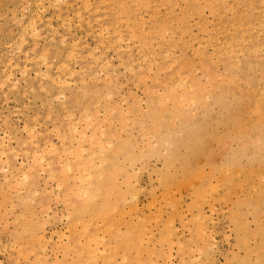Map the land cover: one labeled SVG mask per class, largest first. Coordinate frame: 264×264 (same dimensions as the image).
<instances>
[{"label": "rangeland", "instance_id": "1", "mask_svg": "<svg viewBox=\"0 0 264 264\" xmlns=\"http://www.w3.org/2000/svg\"><path fill=\"white\" fill-rule=\"evenodd\" d=\"M183 1L58 0L55 4L51 0H0V142L6 144L7 150L0 156V264H151L152 261L154 264H264V207L257 211L253 208L260 190H264V92L261 91L258 97V89L264 91V0ZM30 23L35 25L36 32L30 31ZM103 25L105 27L101 28ZM118 37L123 38V42L116 40ZM209 70L213 75L211 72L208 76ZM48 74L52 77H47ZM56 76L65 79L64 85ZM247 81L248 86L245 85ZM167 88L179 95L177 100L180 103L181 95H185L182 114L171 110L170 101L165 99ZM167 110L171 111L166 113ZM236 126L243 127L235 130ZM71 127L75 130L68 131ZM74 131L79 134L85 131L83 139H79L82 146L79 141L77 143L82 133L78 137L73 133L72 137ZM99 138L103 144L109 142L108 146L104 145L102 154L91 144L92 139ZM246 138L252 142L248 148H244ZM78 145L82 157H78V161L72 160L71 152ZM252 147L258 148L255 157ZM33 155L44 158L40 157L41 162L38 159L35 173L29 170ZM89 158L93 166L88 169L91 175L88 177L83 173V180H76L72 171L62 169L65 163L74 166L76 162ZM98 161L104 163L99 165ZM227 167L229 171H226ZM26 170L30 176L24 173ZM192 183L196 186L193 187ZM99 185L105 196L102 203L99 199L102 190H97ZM79 188L85 191L84 195L75 194ZM176 189L180 190L177 192ZM27 190H31L29 197ZM86 196L93 197L89 198V203H85ZM117 197L118 202L113 199ZM111 200L112 203L107 205ZM130 204L136 207L132 211L129 210ZM132 221L137 224H131ZM197 227L200 229H195ZM83 231L98 236L94 247L97 252L90 262H85L89 259L75 246ZM150 232L152 235L148 237ZM197 232L200 233L197 235ZM134 234L141 235L142 239L136 246L139 248L132 249L131 240L128 242L126 238ZM120 241L123 243L117 245ZM65 242L69 243L66 250L62 248ZM153 242L155 244L151 246ZM150 246L153 247L151 252Z\"/></svg>", "mask_w": 264, "mask_h": 264}, {"label": "bare ground", "instance_id": "2", "mask_svg": "<svg viewBox=\"0 0 264 264\" xmlns=\"http://www.w3.org/2000/svg\"><path fill=\"white\" fill-rule=\"evenodd\" d=\"M26 1H27V0H26ZM51 1H52V3H55V4H56V2H58V0H51ZM100 1H101V0H100ZM182 1H183V0H182ZM185 1H186V0H185ZM185 1H183V2H185ZM195 1H196V0H195ZM48 2H49V1H48ZM121 2H122V1H121ZM160 2H161V1H160ZM61 3H62V2H61ZM83 3H84V1H83ZM104 3H106V1H105ZM107 3H109V2H107ZM133 3H134V2H133ZM134 4H135V3H134ZM261 4H262V1H261ZM33 5H34V4H33ZM66 5H67V4H66ZM39 6H41V5H39ZM39 6H38V7H39ZM121 6H122V5H120V7H121ZM36 7H37V6H36ZM55 7H56V6H55ZM87 7H88V5H87ZM23 8H24V7H23ZM51 8H52V5H51ZM188 8H189V7H188ZM243 8H244V7H243ZM56 9H57V8H56ZM109 9H110V7H109ZM154 9H155V8H154ZM40 10H42V9H40ZM96 10H97V9H96ZM98 10H99V9H98ZM102 10H104V9H102ZM105 10H106V9H105ZM110 10H111V9H110ZM19 11H20V10H19ZM22 11H23V10H22ZM59 11H60V10H59ZM113 11H114V10H113ZM167 11H170V10H167ZM167 11H166V12H167ZM121 12H122V11H121ZM170 12H171V11H170ZM170 12H169V13H170ZM178 12H179V11H178ZM263 12H264V11H263ZM263 12H262V13H263ZM14 13H15V12H14ZM41 13H42V12H41ZM78 13H79V12H78ZM153 13H156V12H153ZM153 13H152V14H153ZM12 14H13V13H12ZM152 14H151V15H152ZM199 14H200V13H199ZM79 15H80V14H79ZM155 15H156V14H155ZM223 15H224V14H223ZM36 16H37V15H36ZM36 16H35V17H36ZM80 16H81V15H80ZM114 16H115V15H114ZM152 16H153V15H152ZM152 16H151V17H152ZM181 16H182V15H181ZM55 17H56V16H55ZM55 17H54V18H55ZM103 17H104V16H103ZM138 17L141 18V16H138ZM20 18H21V17H20ZM33 18H34V17H33ZM33 18H32V19H33ZM35 19H36V18H35ZM50 19H51V18H50ZM80 19H81V18H80ZM96 19H97V18H96ZM161 19H162V18H161ZM163 19H164V18H163ZM16 20H17V19H16ZM38 20H39V19H38ZM117 20H118V19H117ZM123 20H124V19H123ZM129 20H130V19H129ZM33 21H34V19H33ZM87 21H88V19L86 20V22H87ZM118 21H120V19H119ZM125 21H126V20H125ZM130 21H131V20H130ZM110 22H111V21H110ZM165 22H166V21H165ZM125 23H126V22H125ZM151 23H152V22H151ZM240 23H241V22H240ZM31 24H33V23H30V24H29V26H30V31H35V32H36V30H35V28H34L35 25L33 26V25H31ZM76 24H77V23H76ZM99 24H100V23H99ZM99 24H98V25H99ZM164 24H165V23H164ZM164 24H163V25H164ZM262 24H263V23H262ZM87 25H89V23H88ZM100 25H101V24H100ZM159 25H162V24H159ZM169 25H170V24H169ZM180 25H181V24H180ZM188 25H189V24H188ZM20 26H21V25H20ZM29 26H28V27H29ZM64 26H65V25H64ZM152 26H153V25H152ZM249 26H250V25H249ZM258 26L261 27V26H260V23H259ZM65 27H66V26H65ZM99 27H100V26H99ZM103 27H105V26L103 25L101 28H103ZM109 27H110V26H109ZM178 27H179V26H178ZM240 27H241V26H240ZM255 27H256V26H255ZM130 28L132 29V27H130ZM170 28H171V27H170ZM217 28H218V27H217ZM121 29H122V28H121ZM215 29H216V28H215ZM21 30L23 31V28H22ZM106 30H107V29H106ZM116 30H117V29H116ZM129 30H130V29H129ZM25 31H26V30H25ZM113 31H114V29H113ZM154 31H155V30H154ZM169 31H170V30H169ZM169 31H168V32H169ZM219 31H220V30H219ZM9 32H10V31H9ZM23 32H24V31H23ZM27 32H28V31H27ZM89 32H90V31H89ZM96 32H97V31H96ZM96 32H95V33H96ZM116 32H117V31H116ZM145 32H146V31H145ZM163 32L165 33V31H163ZM166 32H167V31H166ZM203 32H205V31H203ZM257 32H258V31H257ZM33 33H34V32H33ZM105 33H106V32H105ZM113 33H115V32H113ZM171 33H172V32H171ZM225 33H226V31H225ZM227 33H228V32H227ZM232 33H233V31H232ZM232 33H231V35H232ZM30 34H31V33H30ZM36 34H37V33H36ZM132 34H133V33H132ZM144 34H145V33H144ZM154 34H155V32H154ZM242 34H245V33H241V35H242ZM261 34H262V32H261ZM31 35H33V34H31ZM34 35H35V34H34ZM107 35H109V34H107ZM129 35H131V34H129ZM133 35H134V34H133ZM145 35H146V34H145ZM173 35H174V34H173ZM180 35H182V34H180ZM248 35H249V32H248ZM23 36H24V35H23ZM83 36H84V35H83ZM118 36H119V35H118ZM120 36H121V34H120ZM147 36H148V35H147ZM21 37H22V36H21ZM32 37H34V36H32ZM37 37H38V35H37ZM37 37H36V38H37ZM61 37H62V36H61ZM98 37H99V36H98ZM131 37L134 38V36H132V35H131ZM131 37H130V38H131ZM158 37H159V36H158ZM163 37H164V35H163ZM229 37H231V36H229ZM240 37H242V36H240ZM22 38H23V37H22ZM22 38H20V40H21ZM130 38H128V39H130ZM207 38H209V37H207ZM207 38H206V39H207ZM249 38H250V37H249ZM249 38H248V39H249ZM50 39H52V37H51ZM61 39H62V38H61ZM118 39H119V37H118L116 40H118ZM122 39H123V38H122ZM122 39H119V40L121 41ZM135 39H136V38H135ZM163 39H164V38H163ZM166 39H167V38H166ZM234 39H235V38H234ZM234 39H233V40H234ZM241 39H242V38H241ZM248 39H247V40H248ZM63 40H64V39H63ZM185 40H186V39H185ZM194 40H195V39H194ZM210 40H212V38H211ZM217 40H218V39H217ZM237 40H238V38H237ZM61 41H62V40H61ZM61 41H60V42H61ZM77 41H78V39H77ZM124 41H125V40H124ZM127 41H128V40H127ZM144 41L146 42V39H145ZM231 41H232V40H231ZM117 42H118V41H117ZM121 42H123V41H121ZM128 42H130V41H128ZM145 42H143V43H145ZM179 42H180V41H179ZM244 42H245V41H244ZM32 43H33V42H32ZM34 43H36V42H34ZM73 43H74V42H73ZM143 43H142V46H144ZM193 43H194V42H193ZM228 43L230 44V42H228ZM21 44H22V43H21ZM21 44H19V45H21ZM113 44H114V43H113ZM138 44H140V43L138 42ZM190 44H191V43H190ZM198 44H199V43H198ZM207 44H208V42H207ZM235 44H236V43H235ZM9 45H10V43H9ZM69 45H70V44H69ZM71 45H72V42H71ZM103 45H104V44H103ZM110 45H112V44H110ZM174 45H175V43H174ZM204 45H205V44H204ZM34 46L36 47V45H34ZM154 46H155V45H154ZM200 46H201V45H200ZM226 46H227V45H226ZM256 46H257V45H256ZM262 46H263V45H262ZM73 47H74V45H73ZM110 47H111V46H110ZM182 47H183V44H182ZM203 47H204V46H202V48H203ZM217 47H218V46H217ZM236 47H237V46H236ZM241 47H242V46H241ZM258 47H259V46H258ZM263 47H264V46H263ZM75 48H77V47H75ZM106 48H107V47H106ZM118 48H120V46H119ZM127 48H128V46H127ZM154 48H155V47H154ZM169 48H170V47H169ZM172 48H173V47H172ZM172 48H171V49H172ZM190 48H191V47H190ZM194 48H195V47H194ZM210 48H211V47H210ZM233 48L235 49V47H233ZM238 48H239V47H238ZM259 48H260V47H259ZM10 49H11V48H10ZM15 49H17V48H15ZM151 49H153V48H151ZM151 49H150V50H151ZM211 49H212V48H211ZM218 49H219V47H218ZM228 49H229V48H228ZM252 49H253V47H252ZM260 49H261V48H260ZM173 50H174V49H173ZM179 50H180V49H179ZM191 50H192V49H191ZM247 50H248V49H247ZM254 50H255V48H254ZM254 50H253V51H254ZM10 51H11V50H10ZM29 51H30V50H29ZM41 51H42V48H41ZM70 51H71V49H70ZM72 51H73V50H72ZM230 51H231V49H230ZM249 51H250V50H249ZM256 51H257V50H256ZM263 51H264V49H263ZM11 52H12V51H11ZM168 52H170V51H168ZM196 52L199 53L198 50H197ZM208 52H209V51H208ZM254 52H255V51H254ZM24 53H25V52H24ZM47 53H48V52H47ZM70 53H71V52H70ZM170 53H171V52H170ZM180 53H181V52H180ZM211 53H212V52H211ZM226 53H227V51H226ZM15 54H16V53H15ZM68 54H69V53H67V55H68ZM72 54H73V53H72ZM78 54H79V53H78ZM87 54H88V53H87ZM163 54H164V53H163ZM165 54L167 55V51H166ZM172 54H173V53H172ZM178 54H179V53H178ZM178 54H177V55H178ZM199 54H200V53H199ZM237 54H238V53H237ZM237 54H236V55H237ZM239 54H241V53H239ZM76 55H77V54H76ZM166 55H165V56H166ZM169 55H170V54H169ZM181 55H182V54H181ZM206 55H207V54H206ZM206 55H205V56H206ZM211 55H212V54H211ZM228 55H229V54H228ZM14 56H15V55H14ZM69 56H71V55H69ZM149 56H150V55H149ZM160 56H161V55H160ZM171 56H173V55H170V57H171ZM201 56H203V55H201ZM201 56H200V57H201ZM213 56H214V55H213ZM215 56H218V55H215ZM219 56H220V55H219ZM73 57H74V56H73ZM150 57H151V56H150ZM156 57H157V56H156ZM178 57H179V56H178ZM262 57H263V56H262ZM69 58H70V57H69ZM91 58H93V57H91ZM164 58H166V57H164ZM167 58H168V56H167ZM167 58H166V59H167ZM179 58H180V57H179ZM209 58H210V57H209ZM215 58H217V57H215ZM239 58H240V57H239ZM256 58H257V57H255V59H256ZM9 59H10V58H9ZM30 59H31V58H30ZM44 59H45V58H44ZM73 59H74V58H73ZM180 59H181V58H180ZM188 59H189V58H188ZM194 59H195V58H194ZM236 59H238V58H235L234 60H236ZM24 60H25V59H24ZM41 60H42V59H41ZM66 60H67V59H66ZM149 60H150V59H149ZM163 60H165V59H163ZM178 60H179V59H178ZM178 60H177V61H178ZM227 60H228V59H227ZM229 60H230V58H229ZM260 60H261V59H260ZM9 61H10V60H9ZM37 61H38V60H37ZM105 61H106V60H105ZM143 61H144V58H143ZM143 61H140V62H143ZM210 61H212V60H210ZM30 62H31V61H30ZM71 62H72V61H71ZM137 62H138V61H137ZM199 62H200V61H199ZM199 62H198V63H199ZM40 63H41V62H40ZM43 63H45V61H44ZM62 63H63V62H62ZM94 63H95V62H94ZM105 63H106V62H105ZM151 63H152V62H151ZM154 63H155V62H154ZM183 63H184V62H183ZM200 63H201V62H200ZM211 63H212V62H211ZM213 63H214V62H213ZM63 64H64V63H63ZM107 64H108V63H107ZM149 64H150V63H149ZM173 64H174V63H173ZM201 64H202V63H201ZM215 64H216V61H215ZM215 64H213V65H215ZM255 64H256V63H255ZM15 65H16V64H15ZM40 65H41V64H40ZM150 65H152V64H150ZM184 65H185V64H184ZM184 65L182 64L183 67H184ZM234 65H235V63H234ZM33 66H34V64H33ZM44 66H46V64H45ZM51 66H52V65H51ZM66 66H67V65H66ZM148 66H149V65H148ZM158 66H159V65H158ZM170 66H171V63H170ZM180 66H181V65H180ZM187 66H188V65H187ZM235 66H236V65H235ZM235 66H234V67H235ZM254 66H255V65H254ZM38 67H40V66H38ZM60 67H61V66H60ZM67 67H68V66H67ZM150 67H151V66H149L148 68H150ZM248 67H250V64H249ZM45 68H46V67H45ZM57 68H58V67H57ZM99 68H100V67H99ZM99 68L97 67V69H99ZM101 68H103V67H101ZM113 68H114V67H113ZM129 68L131 69V67H129ZM148 68H147V69H148ZM184 68H186V67H184ZM184 68H183V69H184ZM235 68H236V67H235ZM254 68H255V67H254ZM10 69H11V68H10ZM25 69H26V68H25ZM64 69H65V68H64ZM164 69H165V68H164ZM164 69H160V71H161V70H164ZM166 69H167V68H166ZM186 69H187V68H186ZM228 69H229V67H228ZM103 70H104V69H103ZM150 70H151V69H150ZM181 70H182V69H181ZM205 70H207V68H205ZM230 70H231V69H230ZM39 71H40V70H39ZM68 71H69V70H68ZM99 71H100V70H99ZM137 71H138V70H137ZM178 71H180V70H178ZM178 71H177V72H178ZM42 72H43V71H42ZM45 72H46V71H45ZM60 72H61V71H60ZM74 72H75V71H73V73H74ZM128 72H129V71H128ZM158 72H159V71H158ZM195 72H196V71H195ZM209 72H210V70H209ZM211 72H212V71H211ZM211 72L208 73V76H209V74H211ZM262 72H263V71H262ZM262 72H261V73H262ZM19 73H20V72H19ZM36 73H37V72H36ZM40 73H41V72H40ZM69 73H70V72H69ZM71 73H72V71H71ZM93 73H95V72H93ZM96 73H97V72H96ZM113 73H114V72H113ZM175 73H176V72H175ZM175 73H174V74H175ZM225 73H226V72H225ZM45 74H46V73H45ZM56 74H57V73H56ZM61 74H62V73H61ZM91 74H92V73H91ZM192 74H193V72H192ZM8 75H9V74H8ZM38 75H39V73H38ZM85 75H87V74H85ZM92 75H94V74H92ZM104 75H105V74H104ZM148 75H149V74H148ZM158 75H159V74H158ZM175 75H176V74H175ZM179 75H180V74H179ZM179 75H178V76H179ZM187 75H188V74H187ZM212 75H213V72H212ZM235 75H236V74H235ZM261 75H262V74H261ZM9 76H10V75H9ZM11 76H12V75H11ZM19 76H20V75H19ZM48 76H49V74L47 75V77H48ZM57 76H58V74H57ZM57 76H56V79L58 78ZM65 76H66V75H65ZM78 76H79V75H78ZM106 76H107V74H106ZM109 76H110V75H109ZM162 76H163V75H162ZM181 76H182V75H181ZM262 76H263V75H262ZM262 76H261L260 78H258L259 81H260V79L262 78ZM5 77H6V76H5ZM7 77H8V76H7ZM49 77H52V76H49ZM93 77H96V76L94 75ZM145 77H146V76H145ZM172 77H173V76H172ZM185 77H186V75H185ZM188 77H189V76H188ZM231 77H232V76H231ZM249 77H250V76H249ZM89 78H90V77H89ZM107 78H108V77H107ZM142 78H143V77H142ZM186 78H187V77H186ZM191 78H192V77H191ZM218 78H219V77H218ZM222 78H223V77H222ZM222 78H220V79H221V83H222ZM225 78H226V77H225ZM225 78H224V79H225ZM235 78L237 79V76H236ZM3 79H4V78H3ZM49 79H50V78H49ZM97 79H99V78L97 77ZM104 79H105V78H104ZM109 79H110V78H109ZM143 79H144V78H143ZM148 79H149V77H148ZM170 79H171V78H170ZM170 79H168V81H169ZM182 79H183V78H182ZM192 79H194V78H192ZM204 79H208V78L204 77ZM214 79H217V78H214ZM66 80H67V79H66ZM183 80H184V79H183ZM226 80L228 81V77L226 78ZM231 80H232V78H231ZM231 80H230V82H231ZM233 80H234V79H233ZM239 80H240V79H239ZM261 80H262V79H261ZM51 81H52V80H51ZM53 81H54V80H53ZM57 81L62 85V84L64 83L65 79H61V78H59V79H57ZM57 81H56V82H57ZM96 81H97V80H96ZM100 81H101V80H100ZM102 81H103V80H102ZM149 81H150V80H149ZM154 81H156V83H157V82H158V79H156V80L154 79ZM186 81H187V79H186ZM194 81L196 82L197 80L194 79ZM219 81H220V80H218V81H216V82L218 83ZM240 81L242 82L243 80H240ZM259 81H258V82H259ZM9 82H10V81H9ZM78 82H79V81H78ZM103 82H104V81H103ZM107 82H108V81H107ZM195 82H194V83H195ZM224 82H225V81H224ZM244 82H246V81H244ZM51 83H52V82H51ZM68 83H69V82H68ZM225 83H226V82H225ZM107 84H108V83H107ZM191 84H192V83H191ZM232 84H233V83H232ZM243 84H244V83H243ZM57 85H58V84H57ZM63 85H64V84H63ZM136 85H137V84H136ZM170 85H171V84H170ZM194 85H195V84H194ZM202 85H204V84H202ZM202 85H201V86H202ZM228 85H230V84L228 83ZM245 85H247V86L249 85V84H248V81H247V84H245ZM2 86H3V85H2ZM39 86H40V85H39ZM205 86H206V85H205ZM247 86H245V87H247ZM14 87H15V86H14ZM168 87H169V86H168ZM173 87H174V85H173ZM179 87H180V86H179ZM184 87H185V86H184ZM196 87H197V85H196ZM237 87H238V86H237ZM237 87H236V88H237ZM11 88H12V87H11ZM171 88H172V87H171ZM176 88H177V86H176ZM181 88H183V87H181ZM185 88H186V87H185ZM189 88H190V87H189ZM199 88H200V87H199ZM201 88H202V87H201ZM207 88H208V87H207ZM216 88H217V86H216ZM227 88H228V87H227ZM238 88H239V87H238ZM238 88H237V89H238ZM255 88H257V87H255ZM0 89H1V88H0ZM39 89H40V88H39ZM41 89H42V88H41ZM41 89H40V90H41ZM167 89H168V91H167V96H166V92L164 91V92H165V96H166V98H165V97H164V98L170 101L169 103H171V110L175 111V114H176V113L182 114L181 111H183V110H182V107H181V106L183 105V103L186 102L185 95H184V97H182V95H181L180 99H182V103H180V102L177 100L179 95L176 96L175 94H173V90H170L169 88H167ZM177 89H178V88H177ZM202 89H203V88H202ZM29 90H30V89H29ZM59 90H60V89H59ZM77 90H78V89H77ZM93 90H94V89H93ZM174 90H175V89H174ZM189 90H190V89H189ZM191 90H194V88H193V89L191 88ZM205 90H206V88H205ZM239 90H241V89H239ZM246 90H247V89H246ZM246 90H245V91H246ZM248 90H249V89H248ZM147 91H148V90H147ZM154 91L156 92L157 90H154ZM154 91H153V92H154ZM160 91H161V90H160ZM183 91H185V90H183ZM186 91H187V90H186ZM186 91H185V92H186ZM210 91H211V90H210ZM217 91H218V89H217ZM251 91H252V88H251ZM251 91H249V92H251ZM261 91L264 92L262 89H258V97H259V93H261ZM155 92H154V93H155ZM177 92H178V91H177ZM187 92H188V91H187ZM239 92H240V91H239ZM255 92H256V91H255ZM44 93H45V92H44ZM157 93H158V92H157ZM159 93H160V92H159ZM178 93H179V92H178ZM178 93H177V94H178ZM180 93H181V91H180ZM204 93H205V92H204ZM219 93H220V92H219ZM240 93H242V92H240ZM253 94H255V93H253ZM61 95H62V94H61ZM109 95H110V94H109ZM221 95H223V94H221ZM22 96H23V95H22ZM62 96H63V95H62ZM106 96H107V95H106ZM106 96H105V97H106ZM162 96H164V95H162ZM195 96H196V95H195ZM197 96H199V94H198ZM205 96H206V95H205ZM263 96H264V95H262V97H263ZM56 97H57V96H56ZM54 98H55V97H54ZM124 98H125V97H124ZM124 98H123V99H124ZM164 98H163V100H164ZM248 98H249V97H247V99H248ZM57 99H58V98H57ZM75 99H76V98H75ZM121 99H122V98H121ZM256 99H257V98H256ZM258 99H259V98H258ZM45 100H46V99H45ZM76 100H77V99H76ZM161 101H162V98H161ZM194 101H195V100H194ZM194 101H193V102H194ZM259 101H260V100H259ZM76 102H77V101H76ZM122 102H123V101H122ZM163 102H164V101H163ZM166 102H167V101H166ZM195 102H196V101H195ZM220 102H221V101H220ZM241 103H243V102H241ZM241 103H240V104H241ZM42 104H43V103H42ZM202 104H203V103H202ZM202 104H201V106H202ZM215 104H217V103H215ZM255 104H256V103H255ZM263 104H264V103H263ZM95 105H96V104H95ZM224 105H225V104H224ZM118 106H119V105H118ZM183 106H184V105H183ZM234 106H235V105H234ZM94 107H95V106H94ZM232 107H233V106H232ZM238 107H239V106H238ZM47 108H48V107H47ZM85 108H86V107H85ZM103 108H104V107H103ZM128 108H129V107H128ZM245 108H246V107H245ZM105 109H106V107H105ZM113 110H114V108H113ZM126 110H127V109H126ZM157 110H158V109H157ZM171 110H167L166 113H169ZM246 110H248V108H246ZM253 110H254V109H252V112H253ZM48 111H49V110H48ZM63 111H64V110H63ZM68 112H69V111H68ZM110 112H111V110H110ZM235 112H236V111H235ZM237 112H238V111H237ZM243 112H244V111H243ZM85 113H86V111H85ZM94 113L96 114V112H93V114H94ZM125 113H126V112H125ZM47 114H48V113H47ZM83 114H84V112H83ZM93 114H91V115H93ZM121 114H123V113L121 112ZM175 114H174L173 116H175ZM247 114H248V113H247ZM256 114H258V112H257ZM68 115H69V114H68ZM91 115H90V116H91ZM125 115H126V114H125ZM185 115H187V113H186ZM185 115H184V116H185ZM236 115H237V114H236ZM248 115H249V114H248ZM250 115H251V114H250ZM47 116H48V115H47ZM184 116H182V117H184ZM193 116H194V115H193ZM239 116H240V115H239ZM242 116H243V113H242ZM190 117H191V116H190ZM240 117H241V116H240ZM250 117H251V116H250ZM250 117H249V118H250ZM45 118H46V117H45ZM48 118H49V117H48ZM67 118H68V117H67ZM121 118H123V117H121ZM141 118H142V117H141ZM173 118H174V117H173ZM233 118H234V117H233ZM257 118H259V117H257ZM257 118H256V119H257ZM79 119H80V118H79ZM86 119H87V117H86ZM90 119H91V118H90ZM158 119H159V117H158ZM158 119H157V120H158ZM160 119H162V118L160 117ZM175 119H176V117H175ZM184 119H185V118H184ZM84 120H85V119H84ZM88 120H89V119H88ZM104 120H105V118H104ZM162 120H163V119H162ZM246 120L248 121L249 119H246ZM259 120H262V119L259 118ZM79 121H80V120H79ZM82 121H83V120H82ZM122 121H123V119H122ZM125 121H128V120H125ZM125 121H124V122H125ZM158 121H159V120H158ZM177 121H178V120H177ZM185 121H186V120H185ZM75 122H76V121H75ZM93 122H94V120H93ZM111 122H112V121H111ZM173 122H174V121H172V123H173ZM245 122H246V121H244L243 123H245ZM248 122H249V121H248ZM251 122H254V121H251ZM261 122H262V121H261ZM72 123H73V122H72ZM122 123H123V122H122ZM243 123H242V124H243ZM246 124H247V123H246ZM39 125H40V124H39ZM67 125H68V123H67ZM73 125H74V123H73ZM73 125H71V126H73ZM75 125H76V124H75ZM75 125L73 126V128H75ZM184 125H185V124H184ZM227 125H229V123H228ZM239 125H241V124H239ZM239 125H238V126H239ZM261 125H262V124H260L259 126H261ZM156 126H158V124H157ZM188 126H189V125H188ZM238 126H236V128H234V129H235V130H237V129L239 130V128H242V127H243V126H242V127H238ZM170 127H171V126H170ZM196 127H197V126H196ZM223 127H224V126H223ZM227 127H228V126H227ZM237 127H238V128H237ZM27 128H28V127H27ZM73 128L71 127V129H69L68 131H70V130L73 131V130L76 129V128H75V129H73ZM83 129H84V128H83ZM98 129H99V128H98ZM100 129H101V128H100ZM195 129H196V128H195ZM234 129H233V131H234ZM248 129H249V128H248ZM257 129H259V127H258ZM24 130H27V129H24ZM241 130H243V129H241ZM250 130H251V127H250ZM54 131H55V130H54ZM76 131H78V130H76ZM168 131H170V129H169ZM175 131H176V129H175ZM181 131H182V130H181ZM181 131H180V132H181ZM243 131L245 132V130H243ZM256 131H258V130H256ZM55 132H56V131H55ZM84 132H85V131H81L80 134L77 133V132H75V131L72 132V137L74 136L73 133L78 134L77 137L80 136L81 133H82V136L78 137V139H77V143H78L79 139H83L82 137H83V135H85ZM140 132H141V131H140ZM156 132H157V131H156ZM180 132H179V133H180ZM207 132H208V131H207ZM237 132H238V131H237ZM250 132H251V131H250ZM29 133H30V132H29ZM35 133H36V132H35ZM248 133H249V132H248ZM259 133H260V132H259ZM54 134H55V133H54ZM119 134H120V133H119ZM177 134H178V133H177ZM180 134H181V133H180ZM263 134H264V133H263ZM32 135H34V133H33ZM57 135H58V134H57ZM57 135H56V136H57ZM101 135H103V134L101 133ZM232 135H233V134H232ZM246 135H247V133H246ZM246 135H245V137H246ZM6 136H7V135H6ZM28 136H29V135H28ZM91 136H92V135H91ZM103 136H104V135H103ZM145 136H146V133H145ZM118 137H119V136H118ZM148 137H149V136H148ZM168 137H169V136H168ZM257 137H258V136H257ZM31 138H32V137H31ZM63 139H64V138H63ZM120 139H121V138H120ZM122 139H123V138H122ZM237 139H239V138H237ZM256 139H257V138H256ZM256 139H255V140H256ZM167 140H168V139H167ZM239 140H240V139H239ZM239 140H237V141H239ZM44 141H45V140H44ZM92 141H93V139L91 140V144H94V145L96 146V149H97V151H98L99 154H102L103 151L105 150V146H104V145H106V146L109 145V142H105V144H103L104 142L102 143V141H101L100 138H99L98 140L93 141V143H92ZM146 141H147V139H146ZM183 141H184V140H183ZM240 141H241V140H240ZM240 141H239V142H240ZM259 141H260V139L258 138V143H259ZM61 142H63V141H61ZM85 142H86V141H85ZM87 142H88V141H87ZM112 142H113V141H112ZM147 142H148V141H147ZM171 142H172V141H171ZM171 142H170V143H171ZM191 142H192V141H191ZM209 142H210V141H209ZM225 142H226V141H225ZM31 143H32V142H31ZM79 143H80V141H79ZM81 143H82V142H81ZM81 143H80L79 145L82 146L83 144H81ZM83 143H84V141H83ZM164 143H166V145H167L168 142H166V140H165ZM251 143H252V142L249 143V139L246 138V142L244 143V144H245V145H244V148H248L249 146H252ZM253 143L256 144V142H253ZM260 143H261V142H260ZM50 144H52V143H50ZM70 144H71V143H70ZM112 144H113V143H112ZM220 144H221V143H220ZM223 144H224V143H223ZM5 145H6V144H5ZM5 145H3V142H0V156H1L2 153L5 154V153L7 152V150H6V148H5ZM31 145H32V144H31ZM45 145H46V144H45ZM79 145H78V146H79ZM162 145H163V143H162ZM171 145H172V143L169 144V146H171ZM262 145H263V144H262ZM78 146H77V147H78ZM111 146H112V145H111ZM240 146H242V144H240ZM6 147H7V146H6ZM44 147H45V146H44ZM47 147H48V146H47ZM54 147H55V146H54ZM77 147H75L76 149H74V151L71 152V155L74 156V157H72V158H73L72 160L76 159V160L78 161L77 158L80 157V155H81V154L79 153V152H80L79 149H81V147H80V146H79L78 148H77ZM261 147H262V146H261ZM41 148H42V147H41ZM49 148H51V146H49ZM52 148H53V147H52ZM252 148H253V147H252ZM42 149H43V148H42ZM53 149H54V148H53ZM77 149H78V150H77ZM120 149H121V148H120ZM166 149H167V148H166ZM46 150H47V149H46ZM54 150H55V149H54ZM108 150H109V149H108ZM253 150H255V152H254V153H255V154H254V157H255V155L258 154V148H253ZM253 150H252V151H253ZM262 150H263V153H264V149H263V148H262ZM49 151L51 152V149H49ZM52 151H53V150H52ZM63 151H64V150H63ZM68 151H69V150H68ZM76 151H78V152H76ZM83 151H84V150H83ZM110 151H111V150H110ZM112 151H114V150H112ZM170 151H172V150H170ZM173 151H174V150H173ZM175 151H176V150H175ZM175 151H174V152H175ZM41 152H42V151H41ZM45 152H46V151H45ZM57 152H58V151H57ZM116 152H117V151H116ZM139 152H140V150H139ZM261 152H262V151H261ZM62 153H63V152H62ZM64 153H65V152H64ZM158 153H159V152H158ZM34 154H35V153H34ZM42 154H43V153H42ZM52 154H54V153H52ZM68 154H69V156H70V153H68ZM113 154H114V153H113ZM160 154H161V153H160ZM160 154H159V156H160ZM173 154H174V153H173ZM2 155H3V154H2ZM46 155H47V153H46ZM66 155H67V154H66ZM66 155H65V157H66ZM91 155H92V154H91ZM94 155H95V154H94ZM39 156H40L41 158H43L42 155H39ZM57 156H59V155H57ZM161 156H162V155H161ZM180 156L182 157V155H180ZM260 156H261V155H260ZM263 156H264V155H263ZM2 157H3V156H2ZM37 157H38V156H37ZM37 157H36V156L34 157V155L32 156V160H31V161H32V164H31L29 170L32 171L33 173L36 172L35 169H36V167L39 166V165H38V163H39V160H38V159H39L40 157H39V158H37ZM59 157H60V156H59ZM81 157H82V156H81ZM81 157H80V158H81ZM167 157H169V156H167ZM178 157H179V155H178ZM41 158H40V162L42 161ZM89 159H90V158H89ZM137 159H139V158H137ZM165 159H166V158H165ZM252 159H253V158H251V160H252ZM256 159H257V158H256ZM261 159H263V157H261ZM43 160H44V158H43ZM70 160H71V159H70ZM72 160H71V161H72ZM84 160H88V159H84ZM103 160H104V159H103ZM105 160H106V159H105ZM167 160H168V159H167ZM258 160H260V159H258ZM5 161H7V160L5 159ZM5 161H4V162H5ZM106 161H107V160H106ZM164 161H165V160H164ZM169 161H170V160H169ZM177 161H178V160H177ZM252 161H253V160H252ZM252 161H251V162H252ZM98 162H100V161H98ZM165 162H166V161H165ZM260 162H261V160H260ZM5 163H6V165H8L7 162H5ZM5 163H4V165H5ZM93 163H94V162H93ZM102 163H104V161L100 162L99 165H101ZM105 163H107V162H105ZM118 163H119V162H118ZM166 163H167V162H166ZM262 163H264V162H262ZM91 164H92L91 159L88 160V161H82V160H81V162H76L74 166H71L70 163H65V164L62 166V169H63V171H68V172H69V171H70V172L72 171V177L77 176L75 179L78 180V181H80V180H83V179L81 178L82 175H83V173H85L84 176H88V177H90L91 174H90V172H89L88 169H90V167L92 166ZM230 164H231V163H230ZM6 165H5V166H6ZM45 165H46V167L49 166V164H45ZM60 165H61V164H60ZM93 165H94V164H93ZM170 165H171V164H170ZM226 165H228V164L226 163ZM231 165H232V164H231ZM231 165H230V166H231ZM260 165H261V164H260ZM117 166H118V165H117ZM141 166H142V165H141ZM166 166H167V165H166ZM166 166H164V167H166ZM171 166H172V165H171ZM230 166H229V167H230ZM63 167H64V168H63ZM92 167H93V166H92ZM114 167H115V166H114ZM167 167H168V169H169V166H167ZM167 167H166V168H167ZM257 167H258V165H257ZM257 167H256V168H257ZM262 167H263V165H262ZM99 168H100V167H99ZM227 168H228V167H227ZM40 169H42V167H40ZM113 169H114V168H113ZM118 169H120V167H119ZM215 169H216V168H215ZM225 169H226V168H225ZM115 170H117V169H115ZM163 170H164V169H163ZM166 170H167V169H165L164 171H166ZM222 170H223V169H222ZM251 170H252V169H251ZM251 170H250V171H251ZM26 171H27V172H26ZM26 171H25L24 173H28V170H26ZM30 171H29V172H30ZM117 171H118V170H117ZM164 171H163V172H164ZM226 171H229V168H228V170H226ZM226 171H224V172L226 173ZM235 171H236V170H235ZM42 172H43V171H42ZM102 172H103V171H102ZM237 172H238V171H237ZM251 172H253V171H251ZM49 173H51V171H49ZM104 173H105V172H104ZM166 173H169V172L166 171ZM235 173H236V172H235ZM51 174H52V173H51ZM100 174H101V173H100ZM100 174H99V175H100ZM164 174H165V173H164ZM202 174H203V173H202ZM202 174H201V175L198 174L199 177L202 176ZM248 174H250V173H248ZM252 174H253V173H252ZM262 174H263V173H262ZM10 175H11V174H10ZM99 175H98V176H99ZM101 175H102V174H101ZM128 175H129V174H128ZM135 175H136V174H135ZM160 175H161V173H160ZM166 175H167V174H166ZM198 175L196 174V176H198ZM204 175L207 176V174H205V173H204ZM258 175H259V174H258ZM21 176H23V173H22ZM21 176H20V177H21ZM28 176H30L29 173H28ZM110 176H111V175H110ZM194 176H195V175H194ZM196 176H195V177H196ZM246 176H247V175H246ZM246 176H245V177H246ZM8 177H9V176H8ZM88 177H86V178H88ZM203 177H204V176H203ZM17 178H18V177H17ZM17 178H16V179H17ZM28 178H29V177H28ZM84 178H85V177H84ZM92 178H93V177H92ZM130 178H131V177H130ZM190 178H191V177H190ZM205 178H206V177H205ZM18 179H19V178H18ZM22 179H23V178H22ZM62 179H65V180L67 181L66 177L63 178V176H62ZM127 179H129V177H128ZM240 179H241V178H240ZM246 179H247V177H246ZM13 180H14V179H13ZM20 180H21V179H20ZM23 180H26L25 177H24ZM90 180H91V179H90ZM132 180H133V179H132ZM188 180H189V179H188ZM195 180H196V179H195ZM223 180H224V179H223ZM100 181H101V180H100ZM173 181H174V179H173ZM173 181H172V182H173ZM185 181H186V180H185ZM246 181H248V180H246ZM246 181H244V182H246ZM263 181H264V180H263ZM172 182H171V183H172ZM193 182H194V180H193ZM221 182H222V181H220V183H221ZM254 182H255V181H254ZM5 183H6V182H5ZM19 183H20V182H19ZM128 183H129V182H128ZM188 183H189V182H188ZM194 183H196V182H194ZM197 183H198V181H197ZM215 183H216V182H215ZM220 183H219V184H220ZM16 184H17V183H16ZM25 184H26V183H25ZM116 184H119V183H116ZM174 184H175V183H174ZM192 184H193V183H192ZM210 184H211V183H210ZM236 184L238 185V182H236ZM252 184H253V182H252ZM255 184H256V183H255ZM255 184H254V185H255ZM57 185H58V184H57ZM126 185H127V184H126ZM131 185H133V184H131ZM184 185H185V184H184ZM184 185H183V186H184ZM190 185H191V184L189 183V186H190ZM193 185H194V184H193ZM237 185H236V186H237ZM254 185H253V186H254ZM18 186H19V185H18ZM185 186H186V185H185ZM189 186H187L188 189H189ZM195 186H196V184H195L193 187H195ZM210 186H212V185H210ZM210 186H209V187H210ZM216 186H217V185H216ZM238 186H239V185H238ZM253 186H252V187H253ZM60 187H61V186H60ZM118 187H119V186H118ZM128 187H130V185H129ZM166 187H167V186H166ZM168 187H170V185H169ZM172 187H173V185H172ZM175 187H176V185H175ZM179 187H180V186H179ZM187 187H186V188H187ZM113 188H114V187H113ZM116 188H117V187H116ZM116 188H115V189H116ZM164 188H165V187H164ZM177 188H178V187H177ZM207 188H208V187H207ZM253 188H254V187H253ZM253 188H251V189H253ZM110 189H112V187H111ZM120 189H121V188H120ZM125 189H128V188L126 187ZM240 189H242V188H240ZM254 189H255V188H254ZM97 190H98V191H101V190H102L101 185H99V187H98ZM123 190H124V189H123ZM129 190H131V188L128 189V191H129ZM176 190H177V189H176ZM179 190H180V189H179ZM179 190H177V192H178ZM185 190H186V189H184V191H185ZM210 190H211V189H210ZM226 190H228V189H226ZM259 190H260V189H259ZM27 191H29V190H27ZM30 191H31V190H30ZM30 191H29V193L27 194V197H29V195H30V193H31ZM69 191H70V190H69ZM94 191H95V190H94ZM94 191H93V192H94ZM137 191H138V190H137ZM204 191H205V189H204ZM207 191H208V190H207ZM214 191H215V190H214ZM47 192H48V191H47ZM67 192H68V191H67ZM75 192H76L75 194H77L78 196H82V195H84V192H85V191L82 192V191L80 190V188H79V189H77ZM93 192H92V193H93ZM120 192H121V191H120ZM122 192H123V191H122ZM135 192H136V191H135ZM225 192L227 193V191H225ZM233 192H234V191H233ZM252 192H253V191H252ZM36 193H37V192H36ZM128 193H130V192H128ZM203 193H205V192H203ZM207 193H208V192H207ZM34 194H35V192H34ZM110 194H111V193H110ZM110 194H109V195H110ZM125 194H127V193H125ZM132 194H134V192H132ZM164 194H165V193H164ZM164 194H163V195H164ZM3 195H4V194H3ZM90 195H91V193H90ZM99 195H100V196H99L100 202L102 203V202L104 201V198H105V196L103 195V190H102V193L100 192ZM135 195H136V194H135ZM135 195H134V197H135ZM203 195H204V194H203ZM206 195H207V194H206ZM92 196H93V195H92ZM94 196L96 197L97 194L94 195ZM118 196H120V194H119ZM121 196L124 197V195H121ZM164 196H167V195H164ZM196 196H198V195H196ZM65 197H66V196H65ZM67 197H68V194H67ZM67 197H66V198H67ZM90 197H91V196H90ZM90 197H89V198H90ZM123 197H121V198H123ZM130 197H133V196L131 195ZM130 197H129V198H130ZM193 197H194V196H193ZM199 197H203V196L200 195ZM249 197H251V196H249ZM2 198H3V197H2ZM89 198H88V196L85 197V199H86V200H85V203L88 202ZM91 198H93V197H91ZM91 198H90V199H91ZM118 198H119V197H117V198H113V199H115V201L118 202V201H117ZM161 198H162V197H161ZM236 198H237V197H236ZM252 198H253V197H252ZM178 199H179V198H178ZM191 199H192V198H191ZM199 199H200V198H199ZM209 199H210V198H209ZM211 199H212V198H211ZM1 200L4 202L3 199H1ZM121 200H123V199H121ZM130 200H131V199H130ZM133 200H134V199H133ZM164 200H165V199H164ZM167 200H168V199H167ZM212 200H213V199H212ZM238 200H239V199H238ZM240 200H241V199H240ZM83 201H84V200H83ZM90 201H91V200H90ZM109 201H110V199H109ZM125 201H126V200H125ZM177 201H179V200H177ZM236 201H237V200H236ZM241 201H243V200H241ZM67 202H68V201H67ZM151 202H152V201H151ZM156 202H157V201H155V203H156ZM166 202H167V201H166ZM170 202H171V198H170ZM195 202H196V201H195ZM224 202H225V201H224ZM244 202H245V201H244ZM4 203H5V202H4ZM88 203H89V202H88ZM107 203H108V202H107ZM111 203H112V200H111V202H109L107 205H109V204H111ZM133 203H134V202H133ZM155 203H154V204H155ZM197 203H198V202H197ZM229 203H230V202H229ZM2 204H3V203H2ZM128 204H129V203H128ZM194 204L196 205V203H194ZM246 204H247V203H246ZM87 205H88V204H87ZM107 205H106V206H107ZM126 205H127V204H126ZM130 205H131V204H130ZM134 205H136V204H134ZM141 205H142V204H141ZM164 205H165V203H164ZM167 205H169V204H167ZM171 205H172V204H171ZM195 205H194V206H195ZM224 205H225V204H224ZM230 205H231V204H230ZM9 206H10V205H9ZM73 206H74V205H73ZM103 206H104V205H103ZM136 206H137V205H136ZM173 206H174V205H173ZM173 206H172V207H173ZM211 206H212V205H211ZM108 207H109V206H108ZM114 207H115V206H114ZM134 207H135V206H132V205L129 206V210H130V208H131V211H132V209H135V208H136V207H135V208H134ZM158 207H159V206H158ZM259 207H264V190H263V191L260 190V196H259V199L257 198V199L255 200V205L253 206V208H254L256 211H257V209H258ZM1 208H2V207H1ZM43 208H45V207H43ZM84 208H85V207H84ZM86 208H88V206H86ZM103 208H105V206H104ZM213 208H214V207H213ZM91 209H92V208H91ZM91 209H90V210H91ZM156 209H157V208H156ZM170 209H171V206H170ZM170 209H169V210H170ZM211 209H212V208H211ZM45 210H46V209H45ZM111 210H112V209H111ZM113 210H114V209H113ZM113 210H112V211H113ZM122 210H123V209H122ZM127 210H128V209H127ZM158 210H159V209H158ZM178 210H179V209H178ZM178 210H177V211H178ZM31 211H32V210H31ZM76 211H77V210H76ZM108 211H109V210H108ZM131 211H130V212H131ZM177 211L175 210V212H177ZM29 212H30V211H29ZM121 212H122V211H121ZM130 212H129V213H130ZM169 212H170V211H169ZM201 212H202V211H201ZM101 213H103V212H100V214H101ZM106 213H107V212H106ZM119 213H120V212H119ZM124 213H125V212H124ZM172 213H173V212H171V214H172ZM263 213H264V212H263ZM97 214H98V213H97ZM97 214H95V217H96ZM155 214H156V213H155ZM232 214H233V213H232ZM45 215H46V214H45ZM105 215H106V214H105ZM197 215H198V214H197ZM199 215H200V214H199ZM262 215H264V214H262ZM21 216H22V215H21ZM30 216H31L32 218H34V219H37L36 215H34L33 213H30ZM46 216H47V215H46ZM66 216H67V215H66ZM66 216H65V217H66ZM68 216H69V215H68ZM97 216H98V215H97ZM107 216H108V215H107ZM107 216H106V217H107ZM120 216H122V214H121ZM131 216H132V215H131ZM136 216H137V215H136ZM168 216H169V215H168ZM168 216H167V217H168ZM175 216H176V215H175ZM236 216H237V215H236ZM22 217H23V216H22ZM127 217H128V216H127ZM129 217H130V216H129ZM133 217H134V216H133ZM148 217H149V216H148ZM238 217H239V215H238ZM63 218H64V216H63ZM90 218H92V217H90ZM117 218H118V216H117ZM119 218H120V217H119ZM174 218H175V217H174ZM174 218H173V220H174ZM82 219H84V218H82ZM102 219H103V218H102ZM115 219H116V218H115ZM120 219H121V218H120ZM120 219H119V220H120ZM137 219H138V218H137ZM137 219H136V220H137ZM143 219H144V218H143ZM143 219H141V220H143ZM152 219H153V217H152ZM155 219H156V218H155ZM155 219H154V220H155ZM157 219H158V218H157ZM103 220H104V219H103ZM117 220H118V219H117ZM117 220H116V221H117ZM119 220H118V221H119ZM141 220H140V221H141ZM158 220H159V219H158ZM90 221H92V220H90ZM104 221H105V220H104ZM110 221H111V220H110ZM116 221H115V222H116ZM169 221H170V220H169ZM199 221H201V220H199ZM202 221H203V220H202ZM14 222H15V221H14ZM78 222H79V221H78ZM164 222H165V221H164ZM166 222H167V221H166ZM244 222H245V221H244ZM29 223H30V222H29ZM29 223H28V224H29ZM74 223H75V222H74ZM88 223H90V222H88ZM99 223H100V222H99ZM108 223H109V222H108ZM116 223H117V222H116ZM118 223H119V222H118ZM120 223H121V226H122L123 223H122V222H120ZM169 223H170V222H169ZM169 223H168V224H169ZM172 223H173V222H171V224H172ZM46 224H47V223H46ZM78 224H79V223H78ZM100 224H101V223H100ZM129 224H130V223H129ZM131 224H134L133 221H132ZM131 224H130V225H131ZM135 224H137V222H136ZM135 224H134V225H135ZM164 224H165V223H164ZM17 225H18V224H17ZM25 225H26V223H25ZM41 225H42V224H41ZM72 225H73V224H72ZM96 225H97V224H96ZM96 225H95V226H96ZM108 225H109V224H108ZM110 225H111V224H110ZM110 225H109L108 227H110ZM166 225H167V223H166ZM166 225H165V226H166ZM169 225H170V224H169ZM27 226H28V225H27ZM66 226H68V224H67ZM123 226H124V225H123ZM143 226H144V225H143ZM25 227H26V226H25ZM25 227H24V228H25ZM80 227H81V226H80ZM84 227H85V226H84ZM84 227H83L82 229H84ZM108 227L106 226V229H107ZM111 227H113V226H111ZM111 227H110V228H111ZM118 227H120V226H118ZM129 227L131 228V226H129ZM133 227H134V226H133ZM140 227H141V226H140ZM199 227H200V226H199ZM199 227H197V228H195V229L199 230V229H200ZM67 228L69 229V227H67ZM144 228H145V227H144ZM198 228H199V229H198ZM260 228H261V227H260ZM260 228H259V229H260ZM74 229H77V228H74ZM97 229H98V228H97ZM102 229H103V228H102ZM160 229H162V228H160ZM163 229H164V227H163ZM165 229H166V227H165ZM175 229H176V228H175ZM64 230H65V229H64ZM66 230H67V229H66ZM66 230H65V231H66ZM84 230H88V227H87V229H84ZM130 230H132V229H130ZM135 230H136V229H135ZM166 230H167V229H166ZM172 230H174V229H172ZM203 230H204V229H203ZM98 231H99V230H98ZM98 231H97V232H98ZM102 231H103V230H102ZM104 231H105V230H104ZM106 231H107V230H106ZM106 231H105V232H106ZM117 231H119V230H117ZM137 231H138V233H139V230H137ZM142 231H143V229H142ZM142 231H140V234H141ZM23 232H25V231L23 230ZM99 232H100V234H101V231H99ZM105 232H104V233H105ZM170 232H171V230H170ZM194 232H195V230H194ZM104 233H103V234H104ZM121 233H123V232L121 231ZM142 233H143V232H142ZM199 233H200V232H197V233H195V234L198 235ZM252 233H253V232H252ZM31 234H32L33 237L35 236V233H34L33 230L31 231ZM50 234H51V233H50ZM74 234H75V233H74ZM115 234H116V233H115ZM169 234H170V233H168V235H169ZM201 234H203V233L201 232ZM262 234H263V233H262ZM77 235H78V234H77ZM82 235H83V236H80V235H79L80 238L78 237V239L76 240V242H75V246L78 248V250L81 252V254H85V257L89 259L88 261H85V262H90L91 259L93 260L94 255H95V252H97V251H96V248H94L95 246H97V245H96V239H97L96 236H97V235L95 236L94 233H93V235H92V234L90 235V234L87 233V231H83V234H82ZM107 235H108V234H107ZM126 235H127V233H126ZM126 235H125V236H126ZM141 235H142V234H141ZM141 235H139V234H134V235L131 236V238H126V239H128V242H129V240H131V242H129V243H131L130 246H133L132 249H134V248H139V247H136V246H137L138 244H140V243H139V242H140V238L142 239V236H141ZM145 235H146V234H145ZM150 235H152L151 232H150V234L148 235V237H149ZM166 235H167V232H166V234H165V237H167ZM251 235H252V234H251ZM18 236H19V234H18ZM39 236H40V235H39ZM39 236H38V237H39ZM101 236H103V235H101ZM116 236H117V235H116ZM116 236H115V237H116ZM125 236H124V237H125ZM161 236H162V235H161ZM204 236H206V235H203V237H204ZM252 236H254V235H252ZM97 237H98V236H97ZM103 237H104V236H103ZM103 237H102V239H103ZM126 237H127V236H126ZM168 237H169V236H168ZM36 238H37V236H36ZM39 238L42 240V238H43V233H42V236L39 237ZM65 238H66V236H65ZM95 238H96V239H95ZM117 238H119V237H117ZM159 238H161V240H162V237H159ZM195 238H196V236H195ZM210 238H211V237H210ZM61 239H62V238H60L59 240H61ZM99 239H100V237H99ZM149 239H150V238H149ZM149 239H148V240H149ZM193 239H194V238H193ZM205 239H206V238H205ZM49 240H50V239H49ZM157 240H159V239H157ZM188 240H189V239H188ZM190 240H191V239H190ZM203 240H204V239H203ZM244 240H245V239H244ZM37 241L39 242V239H38ZM125 241H127V240H125ZM142 241H143V240H142ZM145 241H146V240H145ZM169 241H170V240H169ZM16 242H17V241H16ZM16 242H15V243H16ZM28 242H29V241H28ZM121 242H122V241H120V243H118L117 245H120ZM155 242H156V241H155ZM13 243H14V242H13ZM61 243H62V240H61ZM98 243H99V242H98ZM116 243H117V242H116ZM122 243H123V242H122ZM143 243H144V242H143ZM145 243H146V242H145ZM158 243H160V240H159ZM167 243H169V242H167ZM171 243H172V241H171ZM171 243H169V244L172 245ZM99 244H100V243H99ZM114 244H115V242H114ZM154 244H155V243L153 242V243L151 244V246H153ZM14 245H15V244H14ZM25 245H26V244H25ZM110 245H111V244H110ZM110 245H108V246H110ZM127 245H128V243H127ZM127 245H126V246H127ZM158 245H159V244H158ZM207 245H208V244H207ZM42 246H43V245H42ZM44 246H45V245H44ZM91 246H93V248H92ZM104 246L108 247L107 245H104ZM151 246H150V247H151ZM193 246H194V245H193ZM258 246H259V245H258ZM263 246H264V245H263ZM68 247H69V243L65 242V243L63 244V247H62V248H64V249L66 250ZM180 247H181V246H180ZM23 248H24V247H23ZM33 248H34V247H33ZM42 248H43V247H42ZM44 248H45V247H44ZM152 248H153V247H151V248L149 249L148 247H146V249H149V252H151L150 250H151ZM169 248H170V247H169ZM206 248H207V246H206ZM261 248H262V247H261ZM114 249H115V248H114ZM124 249H125V251H124ZM124 249H123V251L126 252V251H127L126 248H124ZM127 249H128V248H127ZM130 249H131V248H130ZM210 249H211V248H210ZM262 249H263V248H262ZM17 250H18V248H17ZM20 250H21V249H20ZM42 250H43V249H42ZM101 250H102V249H101ZM101 250H100V251H101ZM121 250H122V249H121ZM158 250H159V249H158ZM169 250H170V249H169ZM177 250H178V249H177ZM196 250H198V249H196ZM200 250H201V249H200ZM200 250H199V251H200ZM205 250H206V249H205ZM32 251H33V250H32ZM111 251H113V250H111ZM114 251H115V250H114ZM123 251H122V253H120V254H123ZM135 251H137V250H135ZM162 251H163V250H162ZM237 251H238V250H237ZM263 251H264V250H263ZM18 252H19V251H18ZM33 252H34V251H33ZM80 252H78V255H79ZM106 252H107V251H106ZM142 252H143V251H142ZM149 252H148V253H149ZM200 252H201V251H200ZM19 253H20V252H19ZM101 253H102V252H101ZM103 253H105V251H104ZM109 253H110V252H109ZM135 253H136V252H135ZM135 253H134V254H135ZM163 253H164V252H163ZM30 254H31V253H30ZM127 254H128V253H127ZM144 254H145V253H144ZM71 255H72V254H71ZM136 255H137V254H136ZM145 255L147 256L148 254H145ZM150 255L152 256V255H154V254L151 253ZM150 255H149V256H150ZM185 255H186V254H185ZM199 255H200V254H199ZM38 256H39V255H38ZM96 256H97V255H96ZM149 256H148V257H149ZM102 257H103V255H102ZM125 257H126V255H125ZM125 257H124V258H125ZM148 257H147V258H148ZM157 257H159V256L157 255ZM168 257H169V256H168ZM112 258H114V257H112ZM154 258H155V257H154ZM108 259H109V258H108ZM148 259H149V258H148ZM84 260H85V258H84ZM86 260H87V259H86ZM125 260H126V259H125ZM134 260H135V258H134ZM153 260H154V259H153ZM193 260H194V258H193ZM207 260H208V258L206 259V261H207ZM16 261H17V260H16ZM34 261H35V260H34ZM95 261H96V260H95ZM110 261H111V260H110ZM121 261H122V260H121ZM132 261H133V260H132ZM132 261H131V263H132ZM148 261L150 262V259H149ZM181 261L183 262L182 259H181ZM82 262H83V261H82ZM103 262H104V261H103ZM137 262H138V261H137ZM139 262H140V261H139ZM141 262H142V261H141ZM153 262H155V261H152V262H150V263L152 264ZM39 263H40V262H39ZM117 263H118V262H117ZM135 263H136V262H135ZM204 263H205V262H204ZM34 264H35V262H34ZM93 264H94V263H93ZM148 264H149V263H148ZM153 264H154V263H153ZM184 264H185V263H184ZM196 264H197V263H196Z\"/></svg>", "mask_w": 264, "mask_h": 264}]
</instances>
